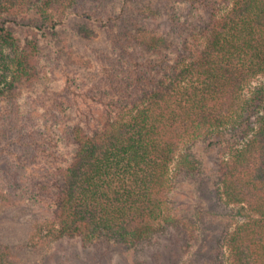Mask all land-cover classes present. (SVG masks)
<instances>
[{
  "label": "trees",
  "instance_id": "trees-1",
  "mask_svg": "<svg viewBox=\"0 0 264 264\" xmlns=\"http://www.w3.org/2000/svg\"><path fill=\"white\" fill-rule=\"evenodd\" d=\"M80 2L86 0H0V140L6 139L0 142V214L54 200L50 220L36 216L25 231L0 228V264H29L30 257L65 238L132 249L170 227L190 228L174 213L168 193L175 177L200 170L204 151L195 157L193 150L207 141L223 151L219 190L224 201L237 215L244 210L254 215L225 236L223 264H264V0H229L175 47L164 33L137 29L132 40L142 59L120 50L121 42L110 51L116 58L129 55L134 88L120 79L114 89L110 79L115 95L106 101L86 93L97 105L83 109L78 99L71 102L58 90L40 89L35 97L25 89L48 76L38 60L42 46L52 44L53 33L80 15ZM145 12L159 15L157 9ZM107 21L116 35L128 16L120 10ZM104 69L108 73L111 67ZM260 77L263 81L254 85ZM39 97L49 104L44 114L36 112L41 106H30ZM21 121L44 129V154L52 158L67 140L70 159L50 160L46 177L37 173V164H24L28 151L21 158L17 151V163L6 164L7 145L26 136L22 130L13 142L12 124Z\"/></svg>",
  "mask_w": 264,
  "mask_h": 264
},
{
  "label": "rangeland",
  "instance_id": "rangeland-1",
  "mask_svg": "<svg viewBox=\"0 0 264 264\" xmlns=\"http://www.w3.org/2000/svg\"><path fill=\"white\" fill-rule=\"evenodd\" d=\"M229 3V0L80 2L78 9L80 15L75 16L65 28L53 33L52 44L48 40L42 46L44 50L38 60L40 68L46 69L48 76L25 89H32L35 97L40 96V89L58 90L67 94L71 102L78 99V105H83L82 109L88 104L97 105L85 98L86 93L93 97L101 94L109 101L115 93L111 90L108 80L114 79L115 84L112 85L114 89H119L120 79L125 82V87L134 88V84H130L132 79L128 74V64H132L129 55L124 52L116 58L111 54L119 48L115 46L118 45L117 42H121L120 50L124 49L134 57L142 59L140 58L143 56L142 53L140 57L136 54V51L143 52L142 49L137 48L132 40V35L137 29L144 28L164 33L172 44L170 46L175 47L193 30L197 22L206 23L220 14ZM146 8L157 9L159 15L150 16L145 12ZM120 10L123 11V15L128 16V21L125 22V29L121 28L123 31L114 35L107 27L109 23L107 19L120 15ZM122 45L125 48H122ZM106 65L111 67L108 73L104 69ZM45 66L47 68H44ZM262 81L263 77H260L255 80L254 85ZM48 105L39 97L38 102L30 106L37 109L41 106L36 112L43 113L42 110ZM21 123L22 121L19 124L14 122L12 124L11 129L15 131L13 142L22 136V130H25L26 136L17 144H13L14 146L7 145L9 155L4 154L6 164L17 163L15 158L18 155L17 151L20 158L23 157L20 153L28 151L31 155L23 157L24 164L27 163L29 166L37 164V173L46 177L45 173L50 174V160L61 163L70 159L69 151L72 150V145H67L66 139L61 140L62 147L56 153V157L52 158L50 154H44V149L48 145L44 129L40 125L25 127ZM28 134H31L30 141L27 139ZM5 141L6 139L0 140L3 144ZM211 144L207 141L195 145L193 150L195 157L196 154L200 156L201 149L204 151L200 170L184 171L175 177L174 186L168 193L174 213L190 224V228L170 227L164 233L143 241L132 249L107 241L86 246L78 238H65L52 244L44 254L30 257L29 264H223L226 253L223 244L225 236L234 225L254 215L249 210H244L241 216L237 215L236 207L224 201L219 190V162L223 151L221 148H212ZM19 145L23 148L20 149ZM2 174L4 173L0 172V184L4 179ZM46 190L50 192V189ZM45 195L51 197V194ZM45 201L47 199L40 201L41 203H32L30 207L15 206L0 214V228L25 231L36 221V216L39 220L41 218L50 220V217L54 216L51 205L54 200L50 198V203H42Z\"/></svg>",
  "mask_w": 264,
  "mask_h": 264
}]
</instances>
